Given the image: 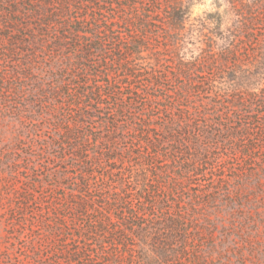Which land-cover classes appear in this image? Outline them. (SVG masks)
<instances>
[{"label":"trees","instance_id":"trees-1","mask_svg":"<svg viewBox=\"0 0 264 264\" xmlns=\"http://www.w3.org/2000/svg\"><path fill=\"white\" fill-rule=\"evenodd\" d=\"M125 1L0 0V220L32 264H264V0Z\"/></svg>","mask_w":264,"mask_h":264},{"label":"rangeland","instance_id":"rangeland-1","mask_svg":"<svg viewBox=\"0 0 264 264\" xmlns=\"http://www.w3.org/2000/svg\"><path fill=\"white\" fill-rule=\"evenodd\" d=\"M125 2H128L125 1ZM223 9V7L221 8ZM215 0H201L196 2L192 8L193 16L205 15L208 12L215 11ZM94 9H90V12H93ZM90 17V15H88ZM123 31V29H122ZM0 264H32L34 263L33 259H28L27 255L29 250L25 244L27 243V235H21L20 239H17L19 234V225L25 223L24 220H0ZM24 222V223H23ZM30 229H34L38 235L36 239L42 240L41 243H48L52 241L48 237V232L45 225L42 222L45 221H29ZM52 222V221H51ZM54 223V222H52ZM3 224V225H2ZM29 225V224H28ZM29 227H26L29 229ZM31 234V233H30ZM37 242V246H39ZM49 249V248H48ZM44 250L43 255L46 259L45 264H52L54 260L57 259L54 251Z\"/></svg>","mask_w":264,"mask_h":264}]
</instances>
